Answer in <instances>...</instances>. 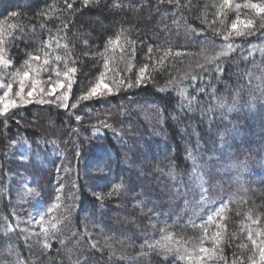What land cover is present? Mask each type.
Returning a JSON list of instances; mask_svg holds the SVG:
<instances>
[{
	"label": "trees",
	"instance_id": "16d2710c",
	"mask_svg": "<svg viewBox=\"0 0 264 264\" xmlns=\"http://www.w3.org/2000/svg\"><path fill=\"white\" fill-rule=\"evenodd\" d=\"M253 3L0 0L4 74L73 82L0 111V264H262Z\"/></svg>",
	"mask_w": 264,
	"mask_h": 264
},
{
	"label": "snow or ice",
	"instance_id": "6c2138e0",
	"mask_svg": "<svg viewBox=\"0 0 264 264\" xmlns=\"http://www.w3.org/2000/svg\"><path fill=\"white\" fill-rule=\"evenodd\" d=\"M94 2L96 3H99L100 0H94ZM69 7H71V5H69ZM245 7H249V8H252V9H255L257 12L259 13H264V4H246ZM17 13L13 12L12 13V16H16ZM239 23H244L246 25V27H248L249 29L252 27L253 25V21L251 19L247 20V21H241ZM236 24H233L232 27L233 29L236 28ZM246 34H251L250 32L248 33H245V32H237V35H246ZM34 59H39V57H34ZM56 59H60V57H57ZM43 63L45 65H47L49 63V61L47 59H45L43 61ZM105 67H107V64H105ZM77 71L76 68H71L69 69L68 71H66L64 73V76L65 77H68L70 74H74L75 72ZM37 74H39V69H37ZM60 73L57 72V76H59ZM29 78V72L25 71L23 72V78L19 81V89L20 91L16 93L17 96H20L23 92H24V89L26 87V81L28 80ZM141 79L138 78L135 82V84H132V83H129L127 85L128 88H132V87H135V86H139L141 84ZM41 81L38 80V79H33L31 81V87H30V90L27 92V97H33L34 95H40L41 96V99H39L37 102L38 103H45V102H51V101H45L43 99V96L45 95H55L56 91L58 88H65L67 87L68 89H70L72 87V81H69L67 83V85H65L63 82H61L60 80H57L54 84H52L50 86V90L48 92H45V89L43 87H39ZM9 90L11 89L12 85L11 84H8L6 86ZM103 88V89H106L108 93H111L112 92V89L109 87L108 84L106 83H103V78H101V82L100 83H97L94 87L91 88V90L84 96L81 97V99L83 100H89L93 97H97L98 96V93H99V90ZM8 96H9V93L6 91L4 92V96L3 97H0V104H3V109H4V112H7L8 109L10 107H16V102L13 101V100H9L8 99ZM67 95L65 94L63 96V100H67ZM59 99V98H58ZM65 107H67V105L65 104L64 105ZM73 107H75V105H73ZM77 119H79V117H77ZM212 217H209V220H211ZM53 228H55V225H52ZM47 231V230H45ZM217 243H219V241H217ZM255 243V242H254ZM202 251H205L207 252V249H201ZM260 252H261V262L262 264H264V246H262L260 248Z\"/></svg>",
	"mask_w": 264,
	"mask_h": 264
},
{
	"label": "rangeland",
	"instance_id": "374dc122",
	"mask_svg": "<svg viewBox=\"0 0 264 264\" xmlns=\"http://www.w3.org/2000/svg\"><path fill=\"white\" fill-rule=\"evenodd\" d=\"M9 65H10L9 62L6 61L5 58L0 57V97H3L4 92L7 91L9 93L8 99L15 101L17 106H19L21 104L26 105V104H30L33 102H37L39 99H41L40 95H34L33 97H30V98L27 97V92L30 90V87H31V81L33 79L40 80V78L38 77V74H36V70L31 71V73L29 74L28 80L25 82L26 87L24 89V92L20 96H17L16 93L20 91L19 81L23 78V74H18V76H11L10 77L11 79L8 78L4 74V72L6 69L9 68ZM15 77H17V81H14L13 83H11V80L14 79ZM8 84L12 85L10 90L6 87ZM41 85H43L44 87ZM51 85H52L51 83H47V85H44V82H41L39 87H43L45 89V92H48L50 90ZM60 90H61V88H58L56 93ZM104 93H108V92L106 89L101 88L99 90L98 94H104ZM52 96H55V95H45V96H43V99H46V97H50V99H51ZM13 108H15V107H10L8 110H11ZM0 111L4 112L3 104H0ZM0 255H1V253H0Z\"/></svg>",
	"mask_w": 264,
	"mask_h": 264
}]
</instances>
